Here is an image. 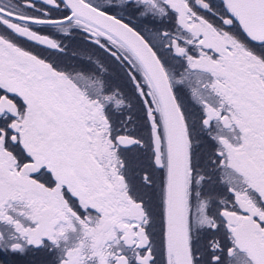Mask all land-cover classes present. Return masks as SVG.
<instances>
[{"label":"snow or ice","instance_id":"obj_1","mask_svg":"<svg viewBox=\"0 0 264 264\" xmlns=\"http://www.w3.org/2000/svg\"><path fill=\"white\" fill-rule=\"evenodd\" d=\"M0 249L264 264V0H0Z\"/></svg>","mask_w":264,"mask_h":264},{"label":"flooded vegetation","instance_id":"obj_2","mask_svg":"<svg viewBox=\"0 0 264 264\" xmlns=\"http://www.w3.org/2000/svg\"><path fill=\"white\" fill-rule=\"evenodd\" d=\"M219 2V0H217ZM83 38L77 36L73 40L65 41L69 45V56L73 53L78 55H91L93 59H99L108 68L109 73L115 78L114 82L119 83L127 92H131V86L126 82L118 68L114 63L105 58L98 50L90 45L82 43ZM71 62L75 63V60ZM48 257L47 253L42 251L29 250L24 254L14 253L10 250L0 249V264H46Z\"/></svg>","mask_w":264,"mask_h":264}]
</instances>
